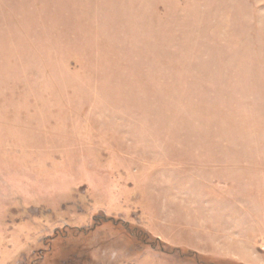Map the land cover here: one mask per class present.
<instances>
[{"label": "rangeland", "instance_id": "1", "mask_svg": "<svg viewBox=\"0 0 264 264\" xmlns=\"http://www.w3.org/2000/svg\"><path fill=\"white\" fill-rule=\"evenodd\" d=\"M0 264H264V0H0Z\"/></svg>", "mask_w": 264, "mask_h": 264}]
</instances>
